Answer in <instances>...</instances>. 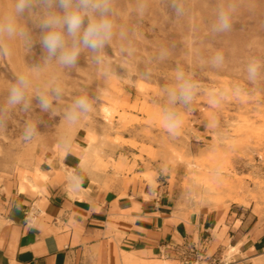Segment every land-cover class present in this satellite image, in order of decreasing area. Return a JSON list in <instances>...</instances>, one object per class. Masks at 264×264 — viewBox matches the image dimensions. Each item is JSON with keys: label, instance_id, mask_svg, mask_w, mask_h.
Here are the masks:
<instances>
[{"label": "rangeland", "instance_id": "rangeland-1", "mask_svg": "<svg viewBox=\"0 0 264 264\" xmlns=\"http://www.w3.org/2000/svg\"><path fill=\"white\" fill-rule=\"evenodd\" d=\"M8 1L0 0V11ZM193 1L186 0L187 15L174 20L161 7L160 0H150L143 16L135 12L136 0H118L122 13L119 23L127 29L128 38L114 39L107 50L110 75L106 77L103 66L97 67L83 56L80 68L71 73L54 67L46 73L55 74L62 82L64 105L76 95L98 96L93 112L69 127L60 117H50L36 109L41 117V134L29 142L21 137L24 117L17 114L6 128L0 129V181L28 169L35 156L45 150L58 155L59 144L73 132L71 144L81 139L83 148L91 142L98 149L97 157L85 169L101 187L140 180L152 188L165 187L181 208H231L238 214L262 216L264 9L256 14L240 7L232 30L213 37L208 18L196 20L191 9ZM212 5L214 8L216 2ZM122 45H130L133 54L122 55ZM11 47L12 53L0 71V102L10 73L22 71L26 62H38L41 52L37 44L25 57L19 43ZM161 48L168 51L163 60L159 58ZM217 52L225 58L220 69L207 63ZM253 59L261 63V75L255 83L246 78V65ZM177 68L192 74L200 87L191 105L181 109V129L170 135L164 128V89L176 86ZM213 89L224 93L216 106L211 103ZM103 107L109 109L107 117ZM67 128L76 132H68ZM258 260L264 264V257Z\"/></svg>", "mask_w": 264, "mask_h": 264}, {"label": "crops", "instance_id": "crops-1", "mask_svg": "<svg viewBox=\"0 0 264 264\" xmlns=\"http://www.w3.org/2000/svg\"><path fill=\"white\" fill-rule=\"evenodd\" d=\"M80 141L63 156H35L27 180L20 169L0 181V264H180L161 251L204 237L199 264L212 256L221 264H259L264 257V214L181 208L165 187L140 180L101 187L82 164ZM73 175L82 178L79 187Z\"/></svg>", "mask_w": 264, "mask_h": 264}, {"label": "clouds", "instance_id": "clouds-1", "mask_svg": "<svg viewBox=\"0 0 264 264\" xmlns=\"http://www.w3.org/2000/svg\"><path fill=\"white\" fill-rule=\"evenodd\" d=\"M161 7L174 20H180L188 13L186 0H160ZM150 6V0H136L135 12L143 16ZM237 0H224L213 8L210 35L215 37L232 30L234 17L238 11ZM122 13L118 0H11L0 11V71H3L12 53V44L19 43L25 57L32 54L35 45L41 52L36 63H27L22 71L10 73L0 102V129L8 126L17 114L24 117L21 137L29 142L40 135L38 125L41 117L36 113H47L50 117H60L68 126H75L87 118L94 110L98 96L76 95L64 105L65 89L59 78L46 75L50 67L71 73L79 69L83 56L97 67H104V75H110L108 66L111 58L108 49L114 39L128 38L127 29L119 23ZM134 49L121 46L122 55L131 56ZM168 55L161 48L159 58ZM224 55L217 52L207 63L215 69L224 65ZM261 75V63L250 60L246 65V78L255 83ZM176 86L164 89V128L170 135H176L183 120L181 109H187L198 94L199 83L192 74L177 68ZM211 103L216 106L224 99V93L213 89ZM35 101V104H34ZM70 181L79 187L82 178L72 176Z\"/></svg>", "mask_w": 264, "mask_h": 264}, {"label": "bare ground", "instance_id": "bare-ground-1", "mask_svg": "<svg viewBox=\"0 0 264 264\" xmlns=\"http://www.w3.org/2000/svg\"><path fill=\"white\" fill-rule=\"evenodd\" d=\"M9 3H8V5L10 4V2H11V0H9L8 1ZM213 2H216V4H218V3H223L224 2V0H194L193 1V8H191L192 10H193V13L196 15V20L197 19H200V18H202L203 19V17H204V20H205V18L207 19L208 18V20H209V23H211V21H212V19H213V5H212V3ZM218 2V3H217ZM237 3H238V5H239V7H238V11L240 10L239 8L240 7H243V8H245V10H247V9H249L250 11H254V12H256V14H259L261 11H262V9H264V0H237ZM7 5V6H8ZM6 6V7H7ZM260 6V7H259ZM191 10V11H192ZM244 10V11H245ZM242 11V10H241ZM240 12V11H239ZM254 12H252V13H254ZM193 13H190V14H193ZM193 14V15H194ZM207 16V17H206ZM193 17V16H192ZM210 17V18H209ZM191 18V17H190ZM190 18H187V20L188 19H190ZM192 19H194V18H192ZM203 20V21H204ZM197 21H200V20H197ZM192 23V22H191ZM199 25V24H198ZM126 104V103H125ZM102 111H103V113H104V116L105 117H107L108 115H109V109L107 108V107H103V109H102ZM65 127V126H64ZM63 127V128H64ZM70 127V126H69ZM71 129V130H70ZM67 131L68 132H71V131H75L76 132V130H72V128H67ZM64 132V131H63ZM73 132H71V134H70V136H69V134H68V136H69V138L68 137H66V140H64L61 144H59V146H58V150H57V153H58V156H63L64 155V153L66 152V150H67V148L71 145V140H72V138L74 137L73 136V134H72ZM68 138V139H67ZM74 139V138H73ZM83 150H84V153H83V155H82V164L86 167V166H88V164H89V162H90V160H92L93 158H95V157H97V155H98V153H99V151H98V149L97 148H95L92 144H91V142H87L85 145H84V148H83ZM60 158V157H59ZM37 169V168H36ZM37 171H38V169H37ZM36 171V172H37ZM20 176H21V178H23L24 180H27L28 178H27V175H26V170H23L21 173H20ZM42 175H40V177H41ZM128 184V181L126 182V184L125 185H127ZM210 184H211V182H210ZM209 184V185H210ZM224 184H225V182H224ZM208 185V186H209ZM216 185V184H215ZM227 185V184H226ZM206 186V185H205ZM212 186V185H211ZM228 186V185H227ZM217 187V186H216ZM207 188V187H206ZM209 189V188H208ZM216 189V188H215ZM202 190V189H201ZM216 190H218V188L216 189ZM210 191H213V190H210ZM230 197V196H229ZM232 197H234L235 198V196H233L232 195ZM209 198V197H208ZM219 198V197H218ZM212 199H213V197H212ZM214 199H217L216 197L214 198ZM229 199H231V198H229ZM239 199V198H238ZM241 199V198H240ZM216 201V200H215ZM236 201V200H235ZM242 201V200H241ZM240 201V202H241ZM212 202H213V200H212ZM237 202H239V201H237ZM215 203V202H214ZM246 203V202H245ZM245 203H243V204H245ZM233 249L234 248H231V247H229V251H228V254H230L232 251H233ZM128 257V256H127ZM128 261V260H127ZM164 263V262H163ZM196 264H198V263H196Z\"/></svg>", "mask_w": 264, "mask_h": 264}, {"label": "built area", "instance_id": "built-area-1", "mask_svg": "<svg viewBox=\"0 0 264 264\" xmlns=\"http://www.w3.org/2000/svg\"><path fill=\"white\" fill-rule=\"evenodd\" d=\"M209 239L204 237L198 242L191 239L183 248H176L168 245L161 251V255H176L180 264H196L199 260L205 259V252ZM221 260L216 256H212L208 264H221Z\"/></svg>", "mask_w": 264, "mask_h": 264}]
</instances>
